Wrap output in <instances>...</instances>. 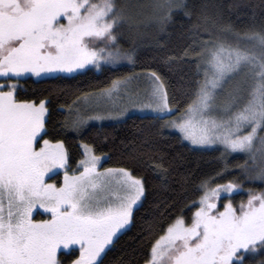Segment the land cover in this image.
Instances as JSON below:
<instances>
[{
    "label": "snow or ice",
    "instance_id": "6c2138e0",
    "mask_svg": "<svg viewBox=\"0 0 264 264\" xmlns=\"http://www.w3.org/2000/svg\"><path fill=\"white\" fill-rule=\"evenodd\" d=\"M177 12L193 15L187 0H0V264H104L145 193L143 179L131 170H101L105 157L91 145H82L83 158L71 170L64 141L45 139L47 101L20 99L18 80L134 63V49L120 43L125 29L138 37L150 24L164 31ZM193 34L197 39L181 59L191 57L202 75L186 105L174 108L165 82L152 71L146 101L131 100V106L178 113L162 127L195 146H220L221 158L243 153L241 175L264 184V27L236 30L202 12ZM133 79L113 80L101 97L119 96ZM92 99L90 93L77 97L84 110L69 108L66 129L79 132L88 120L103 118L87 115ZM126 112L118 110L115 118ZM150 166L167 171L162 157ZM59 170L62 182L49 183ZM227 171L225 164L201 180L198 199L186 205L194 209L191 217L181 212L162 227L144 264H245L264 254V189L249 188L237 207L230 197L242 183L216 182ZM39 209L47 218H35Z\"/></svg>",
    "mask_w": 264,
    "mask_h": 264
},
{
    "label": "trees",
    "instance_id": "16d2710c",
    "mask_svg": "<svg viewBox=\"0 0 264 264\" xmlns=\"http://www.w3.org/2000/svg\"><path fill=\"white\" fill-rule=\"evenodd\" d=\"M187 3L192 17L177 12L164 31L150 24L142 26L143 35L139 37L124 32L120 43L126 49H134L132 67L105 66L98 72L86 70L37 80L20 79L17 90L20 99L47 101L48 134L45 138L64 141L71 170L77 167L83 155L80 143H86L95 149V154L105 156L102 168H127L144 181L145 193L134 209L132 223L106 250L104 264H144L150 243L162 234L161 228L181 212L190 218L193 208L186 205L198 199L197 186L201 180L216 176L225 164L228 171L216 182L238 179L243 185L240 192L230 197L234 204L246 201L249 188L264 189V184L249 182L241 175L237 165L243 164L244 154L221 158L219 148H191L176 133L163 128L160 117L133 113L121 121L89 125L79 132L64 127L67 110L77 97L109 87L113 80L124 78L132 71H155L165 82L173 107L186 105L187 94L202 74H197L191 57H181L184 49L197 39L193 24L202 12L219 16L222 22L231 23L236 30L264 27V0H187ZM203 38L207 39V35ZM161 157L166 172L150 166L152 160ZM261 259L264 254L250 256L245 264H258Z\"/></svg>",
    "mask_w": 264,
    "mask_h": 264
},
{
    "label": "rangeland",
    "instance_id": "374dc122",
    "mask_svg": "<svg viewBox=\"0 0 264 264\" xmlns=\"http://www.w3.org/2000/svg\"><path fill=\"white\" fill-rule=\"evenodd\" d=\"M131 2L133 4L148 5V4H150L152 2V0H131ZM143 11L145 13H149L151 11V9L146 7V8L143 9ZM125 32H128L127 29H125ZM132 64L133 63H128L127 61H121L118 64H114V65L102 64L99 69L90 66L89 69L81 70L79 72H84L86 70H93L95 72H98L105 66L116 67V66L126 65L128 67H132ZM79 72L53 73V74H49L48 76H42V77H35V76H31L29 74V75H26V76H24L22 78L31 77V78L37 80V79H42V78L51 77V76H57V75H64V76L65 75H73V74H76V73H79ZM149 73H150V71H144V72L132 71L128 75H126L124 78L135 77V79H133L131 81V83L128 85L127 90H123V89L121 90L119 96L114 95L112 98H108L106 96L105 97H101V90L102 89H100L98 91L90 92V94H92L94 99H92L87 105V115H89V116H100V117H103V118L102 119L88 120L87 123L82 127V129L88 127L89 125L101 124V123H104V122H118V121L123 120L128 115L133 114V113L148 114V115H153V116H156V117H160V118H162L161 122H162L163 125L166 122L170 121V120L176 119L178 113L165 115L163 113H158V112L152 111L150 109H146V108L145 109H140L139 107H132L131 106V100L146 101L147 94H148V92L150 90V84H149V81L147 79V76H148ZM22 78H20V79H22ZM124 78H120V79H124ZM20 79L18 80V88L20 86ZM2 81H3V78H0V82H2ZM106 88H108V87H106ZM82 96H80V97H82ZM81 105H82V101L76 99L75 103H73L70 107L72 109H75L77 107H81ZM69 108L67 110V117L69 116ZM124 109H127L126 114L121 116V117H119V118H115L116 112L118 110H124ZM81 110L83 112V110H84L83 107H81ZM165 129L167 131H169V132L176 133L180 137L182 142H184L185 144L189 145L191 148H195V149L219 148L220 150H222V148L220 146H218V145L217 146H209V147H200V146L192 145L189 141L183 140L181 138L180 133L177 130H175L174 128H165ZM80 145H81L82 153H84L85 149L82 147V145H88V144L80 143ZM232 154H234V153H232ZM238 154H243V153H238ZM102 156H104V155H102ZM82 158H83V155H82L81 159ZM76 168L74 170H76ZM106 168H112V167H106ZM113 168H116V167H113ZM102 169H104V168L101 167V170ZM62 180H63V170H59V175L51 176V179H49L48 182L49 183H60V182H62ZM237 191L240 192L241 189H239ZM237 191L232 193V195L236 194ZM234 205L237 206V207L239 206V205H236V204H234ZM193 211H194V209H193ZM35 218L36 219H43V218H47V215L43 213L42 209H39L38 210V214H35Z\"/></svg>",
    "mask_w": 264,
    "mask_h": 264
}]
</instances>
